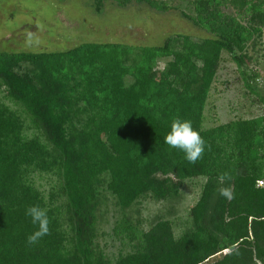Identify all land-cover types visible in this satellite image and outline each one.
<instances>
[{
    "label": "trees",
    "instance_id": "obj_1",
    "mask_svg": "<svg viewBox=\"0 0 264 264\" xmlns=\"http://www.w3.org/2000/svg\"><path fill=\"white\" fill-rule=\"evenodd\" d=\"M106 1L171 8L163 0L92 6L102 12ZM191 4L181 15L209 33L202 39L179 33L159 45L0 51V264H203L219 253L207 264H264V114L206 124L224 53L264 105L248 51L264 37V0ZM175 118L190 120L206 141L196 164L164 142ZM224 172L232 180L222 185ZM35 175L50 180L47 191ZM198 176L206 180L179 234L171 219L144 228L131 212L146 199L175 198ZM225 186L234 199L219 195ZM110 196L115 213L106 230ZM32 205L50 219V235L34 245ZM104 238L118 241L117 253L106 251Z\"/></svg>",
    "mask_w": 264,
    "mask_h": 264
},
{
    "label": "rangeland",
    "instance_id": "obj_2",
    "mask_svg": "<svg viewBox=\"0 0 264 264\" xmlns=\"http://www.w3.org/2000/svg\"><path fill=\"white\" fill-rule=\"evenodd\" d=\"M167 1L170 9L160 12L149 6L132 3L119 7L114 1H106L102 12L92 6V0H0V51H64L84 42H120L137 45H159L170 35L188 34L194 39L209 35L181 15V11H192L191 0ZM253 56L250 73L257 72L260 77L254 85L264 94V37L258 39L254 47L249 46ZM213 86L210 101L206 108V124L227 122L237 117H255L264 114V105L246 87L240 69L228 53ZM166 61L161 60L159 68ZM14 109L21 108L6 100ZM32 130H29V135ZM36 183L47 191L50 180L35 175ZM206 178L198 176L184 181L180 194L166 201L143 200L134 205L133 212L141 225L148 228L158 218H168L174 222L179 234L190 220V210L198 200ZM113 198L108 199L110 212L105 224L111 230L114 221ZM106 251L117 253L118 241L110 238ZM223 253L212 257L211 261L221 258Z\"/></svg>",
    "mask_w": 264,
    "mask_h": 264
},
{
    "label": "clouds",
    "instance_id": "obj_3",
    "mask_svg": "<svg viewBox=\"0 0 264 264\" xmlns=\"http://www.w3.org/2000/svg\"><path fill=\"white\" fill-rule=\"evenodd\" d=\"M164 142L170 148L182 151L185 159L191 164H196L205 153L206 141L199 131L193 128L190 120L175 118L171 123L170 131L164 137ZM231 180L232 176L229 172L218 176V181L222 185ZM218 193L228 200L235 198L234 190L230 186L220 187ZM26 215L31 218L32 224L37 226L36 230L27 237L28 244H37L44 236L50 235V219L47 209L32 205L26 209Z\"/></svg>",
    "mask_w": 264,
    "mask_h": 264
},
{
    "label": "built area",
    "instance_id": "obj_4",
    "mask_svg": "<svg viewBox=\"0 0 264 264\" xmlns=\"http://www.w3.org/2000/svg\"><path fill=\"white\" fill-rule=\"evenodd\" d=\"M260 184L262 185V182H260Z\"/></svg>",
    "mask_w": 264,
    "mask_h": 264
}]
</instances>
